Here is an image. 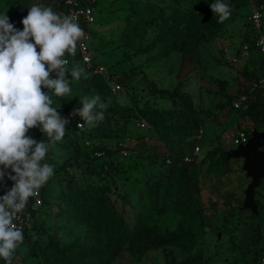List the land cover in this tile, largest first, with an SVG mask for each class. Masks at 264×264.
Segmentation results:
<instances>
[{
	"label": "rangeland",
	"instance_id": "obj_1",
	"mask_svg": "<svg viewBox=\"0 0 264 264\" xmlns=\"http://www.w3.org/2000/svg\"><path fill=\"white\" fill-rule=\"evenodd\" d=\"M213 2H97L89 45L106 74L66 54L84 73L71 83L75 97L52 106L62 116L98 94L108 107L95 126L67 127L51 143L54 175L19 214L24 243L12 264H264V178L257 214L243 210L250 179L225 154L238 131L264 130L263 62L244 0H225L223 22ZM34 3L47 5L0 0V13L22 30ZM27 135L47 142L38 127ZM95 189L108 205L102 222L77 203Z\"/></svg>",
	"mask_w": 264,
	"mask_h": 264
},
{
	"label": "clouds",
	"instance_id": "obj_2",
	"mask_svg": "<svg viewBox=\"0 0 264 264\" xmlns=\"http://www.w3.org/2000/svg\"><path fill=\"white\" fill-rule=\"evenodd\" d=\"M209 8L219 22L232 11L225 0H214ZM20 23L22 30L0 13V186L12 183L0 196V260L5 264H12L24 243L19 214L54 175L55 166L45 158L51 143L65 136L69 123L58 112V101L75 97L71 83L84 73L78 65L69 69L65 58L75 56L85 37L75 14H60L51 5L34 3ZM53 97L60 98L59 107L52 106ZM79 104L71 113L83 121L78 127L95 126L104 119L108 105L98 94L79 97ZM37 127L47 142L27 135Z\"/></svg>",
	"mask_w": 264,
	"mask_h": 264
},
{
	"label": "built area",
	"instance_id": "obj_3",
	"mask_svg": "<svg viewBox=\"0 0 264 264\" xmlns=\"http://www.w3.org/2000/svg\"><path fill=\"white\" fill-rule=\"evenodd\" d=\"M47 5H51L53 10L60 14H75L78 17L80 26L85 32V37L78 42L77 46V61L86 67L92 74H106V69L102 66L93 63V57L91 54V48L89 41L92 39L93 27L96 23V4L99 0H45ZM247 7L249 9L247 22L251 25V28L255 31V37L252 40L253 48L261 55L263 62V72L259 77L255 87L259 89L264 95V0H246ZM248 45L244 46L247 49ZM69 60V66L73 63V59L70 56H65ZM68 66V67H69ZM116 88H119L116 85ZM247 101L245 93H241L231 103V107L234 110H240L244 107ZM72 112H67L62 117L67 118L69 123L67 127L81 130L83 127H78V123H83L79 116L75 114L71 115ZM250 134L241 130L238 131L232 141V148H236L239 145H243L247 142ZM199 147H195L192 154L197 155ZM192 157L187 156L185 162L190 163ZM19 226L23 227L22 223L17 221Z\"/></svg>",
	"mask_w": 264,
	"mask_h": 264
},
{
	"label": "water",
	"instance_id": "obj_4",
	"mask_svg": "<svg viewBox=\"0 0 264 264\" xmlns=\"http://www.w3.org/2000/svg\"><path fill=\"white\" fill-rule=\"evenodd\" d=\"M226 160L241 159L242 169L250 179L244 191L243 210L257 214L258 205L254 199L255 189L264 178V130H252L247 142L225 152Z\"/></svg>",
	"mask_w": 264,
	"mask_h": 264
},
{
	"label": "trees",
	"instance_id": "obj_5",
	"mask_svg": "<svg viewBox=\"0 0 264 264\" xmlns=\"http://www.w3.org/2000/svg\"><path fill=\"white\" fill-rule=\"evenodd\" d=\"M244 2L246 6H248L247 1L244 0ZM69 128L75 129L72 127H69ZM247 133L250 134V132H247ZM101 199L103 198H101V196L98 195V191H96L95 189L94 192L90 195H87L85 199H84V196L80 197L77 203L79 204V206L81 204L82 208L86 207V214L94 215L96 216L95 219H97L98 222H102L103 214L105 215L107 213V211L105 210V207L108 205L107 203H105L104 200H101Z\"/></svg>",
	"mask_w": 264,
	"mask_h": 264
}]
</instances>
